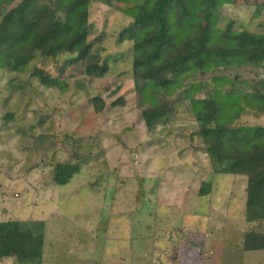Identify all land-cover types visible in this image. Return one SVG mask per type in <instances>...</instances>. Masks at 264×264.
Instances as JSON below:
<instances>
[{"label": "rangeland", "instance_id": "obj_1", "mask_svg": "<svg viewBox=\"0 0 264 264\" xmlns=\"http://www.w3.org/2000/svg\"><path fill=\"white\" fill-rule=\"evenodd\" d=\"M225 2L219 28L232 20L235 30L264 34V0ZM130 21L114 2L92 0L90 39L109 65L101 78L81 75L68 53L38 54L21 74L0 69V221H26L42 235L40 264H264V249L245 246L249 231L264 234V223L245 221L246 177L213 172L190 98L179 99L174 87L137 92L132 43L117 41ZM36 69L64 84L43 87ZM211 72L192 80L203 85L196 98L210 95L212 75L237 74L236 86L252 92L264 63ZM161 96L171 98V111L148 129L142 110ZM219 100L240 110L236 123L264 126L252 106ZM66 162L79 171L54 183L55 166ZM202 182L211 184L209 195L198 194Z\"/></svg>", "mask_w": 264, "mask_h": 264}, {"label": "trees", "instance_id": "obj_2", "mask_svg": "<svg viewBox=\"0 0 264 264\" xmlns=\"http://www.w3.org/2000/svg\"><path fill=\"white\" fill-rule=\"evenodd\" d=\"M100 1L121 6L131 20L118 33L117 41L132 43V76L137 82V92L148 90L151 96L174 87L180 89L179 99L190 98L213 172L246 177L245 221L263 224L264 126L236 123L242 114L240 110L231 111L230 105L219 99L222 95L234 97L239 101H233L242 102L244 109L250 105L257 113H264V93L258 90L260 84L264 87V79L247 93L236 86L237 74L232 78L212 75L215 86L204 98L195 97L203 85L192 80L220 68L257 70L264 63V34L235 30L232 20L219 28L225 0ZM91 2L0 0V69L21 74L38 54L47 58L68 53L73 55L68 64L76 65L81 75L103 77L109 65L90 39ZM260 5L263 4L257 7ZM31 75L45 88L64 84L42 69L34 70ZM253 80L257 83L259 79ZM191 90L190 94L186 92ZM170 99L161 96L142 110L148 129L167 120L172 108ZM91 101L95 112L103 110L105 103L99 95ZM119 103H123L122 99L113 105ZM78 171L77 164L59 163L52 181L65 185ZM210 192L211 184L202 182L198 194L204 196ZM245 242L248 250L264 249V234L251 230ZM42 248V235L33 232L26 221H0V261L14 257L18 263L40 264Z\"/></svg>", "mask_w": 264, "mask_h": 264}]
</instances>
